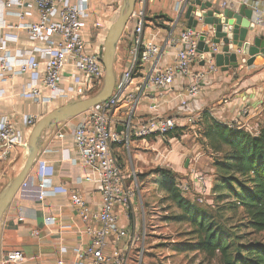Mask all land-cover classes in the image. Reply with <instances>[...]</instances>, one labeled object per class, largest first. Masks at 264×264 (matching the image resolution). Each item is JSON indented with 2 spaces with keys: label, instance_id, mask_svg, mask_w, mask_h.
Wrapping results in <instances>:
<instances>
[{
  "label": "crops",
  "instance_id": "obj_1",
  "mask_svg": "<svg viewBox=\"0 0 264 264\" xmlns=\"http://www.w3.org/2000/svg\"><path fill=\"white\" fill-rule=\"evenodd\" d=\"M123 0H63V5H78L84 8L79 16L81 36L85 43V52L99 58L102 44L111 24L117 18L119 7ZM194 0H147L145 7V33L156 34V42L163 55L160 63L171 60L176 46L170 43V38L186 28L184 18L185 7ZM211 3L210 9H231L236 11L243 0H199ZM186 3V4H185ZM224 4V5H223ZM264 9V0H261ZM155 16H165L169 19L168 29L154 26L150 21ZM198 19L196 29L206 32L211 38L213 32L210 26L204 25ZM38 20L36 6L33 0H9L0 16V122L10 120L23 145L7 161H0V176L9 161L14 159L17 151L26 144L31 129L25 126L27 117L38 121L42 116L67 103L81 100L83 96L75 94L77 84L73 78L77 72L70 65L64 66L57 91L50 94L41 87L40 77L43 68L36 70L39 78L31 79V72H21L12 65L4 69L1 63L14 64L18 59H27L25 52L35 47L46 48L45 39L56 36L45 35L40 39L32 38L25 27ZM160 21V19H157ZM128 29L133 28L129 22ZM249 33L248 40L264 34V28ZM131 41L129 34L121 36L114 59V73L118 74L128 60L127 46ZM218 53L221 48L218 47ZM206 70L208 65L194 66V70ZM142 76L136 75L129 88L139 93L134 103L124 105L119 113L129 112L135 118L153 115H179L183 122H197L201 113L206 111L214 119L222 122L236 121L239 126L250 134H257L264 125V57L259 55L251 65H239L238 68L226 70L218 68L213 74L201 81L199 93L190 102L189 107L178 106L174 95L183 88L189 79L177 78L172 88L166 92L156 89L140 90L138 85ZM40 88L37 99L24 92L26 84ZM141 92H140V91ZM246 108V113L239 111ZM83 116L79 114L69 118L59 125L49 128L41 135L39 150L27 174L30 182L29 190L42 187V200L17 191L10 205L3 213L0 222V264H75L74 249L87 243L84 234V223L70 207L69 194L79 191L91 210H97L100 203V186L93 179L91 170L77 161L73 131ZM189 122V123H190ZM239 128V127H237ZM158 138L132 140L128 146H115L123 159L124 172H141L138 160L142 155L133 154L134 149L147 150ZM125 158H124V157ZM138 159V160H136ZM187 161V160H186ZM184 162L187 168L189 162ZM135 162V163H134ZM11 180V179H10ZM9 180V181H10ZM9 181L0 179V190ZM212 185V181L210 182ZM121 220L128 226V220L121 215ZM36 232V234H34ZM134 245H130L128 257ZM19 250L23 254L22 262H4L5 254Z\"/></svg>",
  "mask_w": 264,
  "mask_h": 264
},
{
  "label": "built area",
  "instance_id": "obj_2",
  "mask_svg": "<svg viewBox=\"0 0 264 264\" xmlns=\"http://www.w3.org/2000/svg\"><path fill=\"white\" fill-rule=\"evenodd\" d=\"M8 2L9 0H0V16ZM33 2L38 20L28 24L25 29L35 39L45 35L56 36V39H45V49L35 47L29 52L26 51V56H29L27 59H18L14 64L3 61L1 68L14 65L21 72H31V79L35 81L39 78L35 72L42 66L41 87L54 94L61 80L62 69L70 65L77 72L73 78V82L77 84L75 94L84 98L93 95L102 85L104 68L99 58L85 52L86 46L78 21L84 8L63 5V0ZM146 2L147 0L135 1L133 12L126 24L125 33L131 37L127 46L128 60L126 66L115 74L110 96L103 103L85 111L73 131L77 161L91 170L93 179L100 186L97 210H91L79 191L73 190L69 194L70 207L84 223V234L88 239L87 243L74 249L75 264H128V250L130 245L135 244L136 236L129 233L121 215L128 220L130 214H135L137 180L135 172L125 174L114 148L128 146L135 139L165 138L166 134L180 127L182 122L179 115L135 118L129 112L119 113L122 106L134 103L139 98V93L129 88L133 78L136 75L142 76L138 85L141 91L156 89L159 92L169 91L177 78L189 79L174 95L178 106L187 108L198 95L201 81L218 69L213 58L207 57L206 53L197 52V43L203 31L196 28H185L171 37L170 43L176 46V51L170 61L160 63L163 52L156 42V34L145 33ZM242 3L252 9L255 25L264 28L261 0H243ZM129 22L133 23L132 29L127 28ZM209 39V34L206 33L205 40ZM218 47L210 44L209 52L218 53ZM229 52L236 55L238 66L246 64L248 56L243 54L241 47L235 46ZM202 60L208 65V69L195 71L194 66H199ZM23 88L24 92L30 93L35 99L40 95V88L31 83ZM246 111V108H242L239 113ZM36 122V118L27 117L25 126L32 129ZM227 125L241 128L236 121L228 122ZM22 145L10 120L4 119L0 122V161H7L17 147ZM198 161L199 156L192 159L188 172L176 178V187L190 201L194 199L197 203H209L212 185L207 176L197 170ZM29 186L30 182L26 177L18 191L42 200L41 185L34 191H30ZM23 260V254L19 250L9 251L3 257L4 262Z\"/></svg>",
  "mask_w": 264,
  "mask_h": 264
},
{
  "label": "rangeland",
  "instance_id": "obj_3",
  "mask_svg": "<svg viewBox=\"0 0 264 264\" xmlns=\"http://www.w3.org/2000/svg\"><path fill=\"white\" fill-rule=\"evenodd\" d=\"M189 122L182 121L176 131L168 134L166 138H158L147 150L137 148L132 151L133 154L137 151V154L147 159H136L144 165L141 166V172L134 171L137 180L135 214L129 215L128 223L129 233L136 236V241L128 264H228L236 262V258L246 257V249L253 244H264V233H256L247 225L248 221L242 209L230 203L233 199L216 200L217 195L213 193L209 203H197L190 197L195 209L199 210V216L204 215L202 231L198 223L192 221L191 214L179 207L172 196L161 187L160 182L165 175L154 172L156 168L169 171L170 178L174 175L180 178L188 172L195 156H199L197 170L207 176L208 182L212 181V186L220 183L214 166L218 155L202 143V138L197 133L204 127L202 121ZM114 151L124 168L120 153ZM26 156L25 145L5 165L1 179L6 182L12 179ZM186 160L189 164L184 168ZM131 172L128 170L125 174ZM208 226L224 238L226 255L216 251L210 256L206 250L194 248L200 240L206 238Z\"/></svg>",
  "mask_w": 264,
  "mask_h": 264
},
{
  "label": "water",
  "instance_id": "obj_4",
  "mask_svg": "<svg viewBox=\"0 0 264 264\" xmlns=\"http://www.w3.org/2000/svg\"><path fill=\"white\" fill-rule=\"evenodd\" d=\"M136 0H123L117 18L109 27L102 44L99 61L103 65L104 75L100 89L90 97L73 101L53 109L42 116L32 127L26 142L27 156L23 165L9 183L0 190V222L3 213L10 205L17 193L22 181L26 178L39 150L41 135L49 128H53L63 121L75 117L85 111L103 103L111 94L114 83V59L118 42L125 33V27L133 12ZM255 1V0H252ZM211 3L194 0L185 7L184 18L187 21L186 28L195 29L198 17L204 25L211 27L213 36L205 40L206 32H203L197 43V52L206 53L213 58L214 65L221 69L238 68L236 55L232 52L235 46L241 47L243 54L248 56L246 65H251L259 55L264 57V34L254 36L248 40L249 33L258 28L253 20V11L242 3L236 11L231 9H210ZM213 44L221 48L219 53H210L209 45ZM201 65L204 64L202 60ZM120 128H118V131ZM188 160L186 161V164Z\"/></svg>",
  "mask_w": 264,
  "mask_h": 264
},
{
  "label": "trees",
  "instance_id": "obj_5",
  "mask_svg": "<svg viewBox=\"0 0 264 264\" xmlns=\"http://www.w3.org/2000/svg\"><path fill=\"white\" fill-rule=\"evenodd\" d=\"M150 21L154 26L169 28L166 24L169 19L165 16H155ZM262 114L264 115V107ZM201 121L204 127L197 133L201 136L202 143L218 155L214 166L220 183L212 186L210 197L214 193L217 195L216 200L233 199L230 203L242 209L248 221L247 225L256 233H264V125L258 129L257 134L253 135L242 128L229 127L226 122L214 119L206 111L201 113L198 123ZM154 172L165 175L160 182L161 187L172 196L179 207L191 214L192 221L198 223L203 231L204 215L199 216V210L195 209L192 201L179 194L176 175L170 178L169 171L161 168H156ZM206 231V238L200 240L198 246L194 248L206 250L210 256L216 251L226 255L224 238L211 226H208ZM246 251V257L236 258L238 259L236 262L228 264H264V244L260 242L253 244Z\"/></svg>",
  "mask_w": 264,
  "mask_h": 264
},
{
  "label": "bare ground",
  "instance_id": "obj_6",
  "mask_svg": "<svg viewBox=\"0 0 264 264\" xmlns=\"http://www.w3.org/2000/svg\"><path fill=\"white\" fill-rule=\"evenodd\" d=\"M26 149H27V147H26Z\"/></svg>",
  "mask_w": 264,
  "mask_h": 264
}]
</instances>
